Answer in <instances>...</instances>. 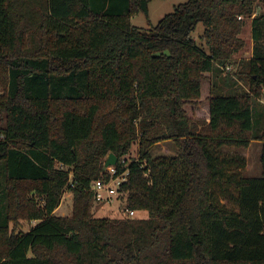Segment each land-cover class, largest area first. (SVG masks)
I'll return each instance as SVG.
<instances>
[{
    "label": "trees",
    "instance_id": "1",
    "mask_svg": "<svg viewBox=\"0 0 264 264\" xmlns=\"http://www.w3.org/2000/svg\"><path fill=\"white\" fill-rule=\"evenodd\" d=\"M152 1L0 0V264H264V0H189L133 26ZM245 18L251 91L223 93ZM167 141L175 154L151 155ZM252 141L261 177L226 151ZM135 142L121 195L149 217L96 218L91 184ZM71 174L72 215L58 216ZM21 220L36 224L16 232Z\"/></svg>",
    "mask_w": 264,
    "mask_h": 264
},
{
    "label": "rangeland",
    "instance_id": "2",
    "mask_svg": "<svg viewBox=\"0 0 264 264\" xmlns=\"http://www.w3.org/2000/svg\"><path fill=\"white\" fill-rule=\"evenodd\" d=\"M189 0H154L149 5V14L146 16L143 13L136 14L132 17L133 26L140 29H148L150 25L156 26L166 15L172 13L175 8L180 5L188 2ZM256 13L261 14L264 13V6L260 4L257 8ZM244 26L242 30V34L240 38H242L245 42V47L238 54L234 55L233 59L227 66H230V70L225 66L224 68H220V72L218 76H216L217 87L218 90L221 89L224 85V81L228 82V88L223 90V93L231 92L229 87H232L234 90H244L247 92L251 91V80L247 75L240 74V70L242 69V63L249 61L253 56V39H252V27H251V18H245ZM204 33L203 24H199L195 32L192 34L193 38L196 40L197 45L200 48H203L206 52H208V48L201 40V36ZM244 70V69H243ZM228 78H231L233 81L230 82ZM208 85V82H206ZM230 89V90H229ZM204 90V89H203ZM0 93L1 89H0ZM208 93V91H207ZM264 93V90H263ZM256 107L258 109V114L264 111V97H255ZM197 109L194 106L188 105L187 111L190 116H193V112ZM199 109V108H198ZM202 113H205L202 110ZM261 121V120H259ZM4 120L0 119V127L3 125ZM260 126V124H259ZM261 149L262 145L256 141H252L251 145L247 149H227V153H240L244 155L247 159L246 169L242 172L245 177H261V165H260V157H261ZM151 155L160 156V155H173L176 153V147L173 142H160L156 146H154L151 150ZM139 156V144L135 142L129 154L124 158L127 163H130L133 160H138ZM4 175L0 169V189L4 185ZM3 184V185H2ZM124 195L118 196V198L111 204H93L92 211L96 218H108V219H122L127 217V206L125 203ZM2 195L0 194V210H2L4 206V202L2 199ZM73 200L74 195L71 192H66L62 199L61 206L55 212L58 216H70L73 211ZM227 207L235 208L234 205L228 201H222ZM149 217L148 212L146 211H135L134 218L136 219H147ZM33 221L21 220L18 225H15L14 230L16 232L22 231L26 232L30 229V226L33 224ZM12 229V225H11Z\"/></svg>",
    "mask_w": 264,
    "mask_h": 264
},
{
    "label": "built area",
    "instance_id": "3",
    "mask_svg": "<svg viewBox=\"0 0 264 264\" xmlns=\"http://www.w3.org/2000/svg\"><path fill=\"white\" fill-rule=\"evenodd\" d=\"M230 70V66H226ZM224 68V67H223ZM126 165L127 162L124 158L121 161L118 160L117 164ZM117 164L115 166H110L105 169L106 179L94 181L91 184V191L94 193V203L99 205L111 204L118 196L121 195V187L127 181V172L119 174ZM61 169H66L61 165ZM77 183L73 180V175H70L68 185L66 186V192H70L76 187ZM127 217L134 218L135 211L126 209Z\"/></svg>",
    "mask_w": 264,
    "mask_h": 264
},
{
    "label": "water",
    "instance_id": "4",
    "mask_svg": "<svg viewBox=\"0 0 264 264\" xmlns=\"http://www.w3.org/2000/svg\"><path fill=\"white\" fill-rule=\"evenodd\" d=\"M118 162V158L114 153L109 154L105 162V169L110 166H115Z\"/></svg>",
    "mask_w": 264,
    "mask_h": 264
},
{
    "label": "crops",
    "instance_id": "5",
    "mask_svg": "<svg viewBox=\"0 0 264 264\" xmlns=\"http://www.w3.org/2000/svg\"><path fill=\"white\" fill-rule=\"evenodd\" d=\"M33 224H36V222H34Z\"/></svg>",
    "mask_w": 264,
    "mask_h": 264
}]
</instances>
